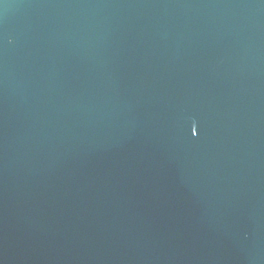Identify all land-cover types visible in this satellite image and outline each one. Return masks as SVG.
Returning a JSON list of instances; mask_svg holds the SVG:
<instances>
[{"label": "water", "instance_id": "95a60500", "mask_svg": "<svg viewBox=\"0 0 264 264\" xmlns=\"http://www.w3.org/2000/svg\"><path fill=\"white\" fill-rule=\"evenodd\" d=\"M0 264H264V0H0Z\"/></svg>", "mask_w": 264, "mask_h": 264}]
</instances>
